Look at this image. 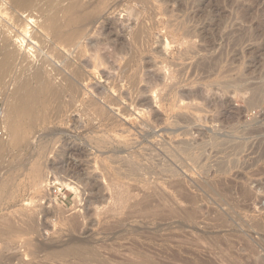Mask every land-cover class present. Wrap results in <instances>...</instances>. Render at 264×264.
<instances>
[{
  "label": "rangeland",
  "instance_id": "obj_1",
  "mask_svg": "<svg viewBox=\"0 0 264 264\" xmlns=\"http://www.w3.org/2000/svg\"><path fill=\"white\" fill-rule=\"evenodd\" d=\"M21 1L0 13V48L37 33L44 67L71 77L62 61L75 62L87 79L75 105L65 91L62 118L29 121L30 138L0 157V228L24 230L0 231L2 263L264 264V0H82L100 19L84 43L99 58L81 62L29 20L36 0ZM68 247L94 259L56 255Z\"/></svg>",
  "mask_w": 264,
  "mask_h": 264
},
{
  "label": "bare ground",
  "instance_id": "obj_2",
  "mask_svg": "<svg viewBox=\"0 0 264 264\" xmlns=\"http://www.w3.org/2000/svg\"><path fill=\"white\" fill-rule=\"evenodd\" d=\"M21 0H0V13H4L6 12L8 9V3L10 2V4L12 2H14L15 6H17V8L19 9H24L26 6L24 3L21 4L20 2ZM24 1V0H23ZM29 1V0H28ZM86 1V0H84ZM104 1V0H103ZM140 1V0H138ZM34 2L35 1H31ZM40 2V3H39ZM101 2V1H100ZM27 4V1L25 2ZM29 3V2H28ZM89 3V2H88ZM103 3V2H102ZM141 3V2H139ZM144 3L146 4V2L144 1ZM32 6V3H30ZM28 4V5H30ZM90 4V3H89ZM116 4V2H115ZM13 5V6H14ZM91 5V4H90ZM93 5V4H92ZM91 5V6H92ZM102 5V4H101ZM112 5V4H111ZM147 5V4H146ZM10 6V5H9ZM30 6V7H31ZM34 6V5H33ZM94 6V5H93ZM92 6V9H93ZM110 6V5H109ZM113 6V5H112ZM111 6V7H112ZM12 8V6H10ZM90 7V6H89ZM87 9H90V8ZM97 7V6H96ZM110 7V9H111ZM27 8V7H26ZM35 10H37V12L40 14L39 16L42 18H45L46 23L44 24V21L41 23V21L39 20V16H32V15H28L29 20H31L32 24L34 25H38V23L41 25L42 27V31H46L49 33V35L51 36V39L53 42V45L55 48V50L57 48L60 47H69L70 50L72 48H75V53H76V59H78V62L82 61L83 59L85 60V58L88 59H92L97 61L99 56H97L96 54H93L92 52L97 50V48H94L95 50H93L92 44L91 46V51L90 52V47L88 44L89 49H87L88 47L85 48V41L87 40V38L89 37L90 34V30L92 27H94V25L99 21L97 18V13L95 14H88L86 12V7L85 5L82 3V0H36V5L34 6ZM95 9V8H94ZM100 9V8H99ZM109 9V7H108ZM10 10V9H9ZM27 10V9H25ZM30 12L33 11L31 9H29ZM34 10V11H35ZM96 10V9H95ZM97 11V10H96ZM94 11V12H96ZM154 11V10H153ZM10 12V11H9ZM14 12V10H13ZM12 12V13H13ZM21 12V10H20ZM25 12V11H24ZM27 12V11H26ZM106 12V11H105ZM8 13V12H7ZM11 13V12H10ZM16 13V12H14ZM35 13V12H34ZM93 13V12H92ZM102 13L104 14V12L102 11ZM9 14V13H8ZM21 14V13H20ZM24 14V13H23ZM29 14V11H28ZM31 14H33V12H31ZM34 15V14H33ZM37 15V14H36ZM99 15V14H98ZM101 15V14H100ZM106 15V14H105ZM18 16V20L19 19V15ZM16 16V17H17ZM24 16V15H23ZM23 16L21 17V19L23 18ZM32 16V17H30ZM27 18V16H26ZM25 18V19H26ZM27 18V20H28ZM40 18V19H41ZM17 20V19H16ZM17 20V22H18ZM44 20V19H42ZM21 21V20H20ZM26 21V20H25ZM29 23V22H28ZM143 23V22H141ZM139 23V25L141 24ZM31 25V24H30ZM143 25V24H142ZM39 26V25H38ZM141 26V25H140ZM139 26V27H140ZM39 27V28H41ZM105 27V26H104ZM110 27V26H109ZM138 29H143V28H139ZM142 27V26H141ZM28 28V27H27ZM34 28V27H33ZM95 29V27H94ZM145 29V28H144ZM1 30V29H0ZM111 30V29H110ZM110 30L107 34H110ZM137 30V29H136ZM34 31V30H33ZM112 31V30H111ZM142 32V30H139V32ZM98 32V31H97ZM106 32V30H105ZM113 32V31H112ZM149 32V31H148ZM45 33V32H44ZM92 33V32H91ZM136 33V32H135ZM138 33V31H137ZM143 33V32H142ZM145 35L146 32L144 31ZM5 34V33H3ZM98 34V33H97ZM100 34V33H99ZM103 34V33H102ZM101 34V35H102ZM106 34V33H105ZM150 34V33H149ZM112 35V34H111ZM138 35V34H137ZM151 35V34H150ZM0 36H2L0 34ZM5 36V38H4ZM3 36L2 39H4V42L2 44H4L2 47V51H0V86L1 84L4 82L3 80L5 78H10L9 80V86L12 88L11 92H9L8 96H2L1 92L0 95L3 97V107L1 109V114H0V126L4 127L5 131H6V137L2 140H0V157L3 156V154L5 153L9 143H11V141H22L21 139L26 140L27 137V131L26 127L29 124V121L31 122H47L50 117V113L49 115L46 114V112L51 109L54 108L53 110L56 111V113L58 112L59 115L57 114V116H59L60 118H62L64 116V105H65V91L68 92L69 97H70V101L68 100V104L71 103V105H75L77 102L80 101V97H81V82H85V74L83 72V70L76 66L74 63H66L63 60V56H60L59 59L63 60L62 64L64 62L65 66H67L68 71L71 72V77H65L63 74H61V72H59L53 65L52 63L49 64L48 63V67H44V63L43 62L44 57L42 59V55L38 54L36 55V52L34 51V46H36L37 44H41L42 43V47H46L43 46V44H45L43 37H41L39 34L34 33L32 38V41L30 42H25V41H21L20 44H17V41L11 42L10 38L6 37V34ZM48 36V37H50ZM100 36V35H99ZM109 36V35H108ZM140 36V35H138ZM148 36V35H146ZM145 36V37H146ZM112 37V36H111ZM141 37V36H140ZM143 36V38H145ZM136 38L138 39L139 37L136 36ZM148 38V37H147ZM112 38H109V40ZM115 39V38H114ZM118 39V38H117ZM135 39V38H134ZM136 39V40H137ZM146 39V38H145ZM102 40V38H101ZM139 40V39H138ZM141 40V39H140ZM106 41V40H105ZM111 41V40H110ZM10 42V43H8ZM48 42V41H47ZM136 42V41H135ZM139 42V41H138ZM146 42V41H145ZM50 43V42H49ZM104 43V42H103ZM114 43V41H113ZM47 45H49L48 43H46ZM102 44V42L100 43V45ZM105 44V43H104ZM108 44V43H107ZM110 46L111 43L109 42ZM138 44V43H136ZM140 44V43H139ZM145 44V43H144ZM99 45V44H98ZM96 45V46H98ZM142 45V44H141ZM2 46V45H1ZM105 46V45H104ZM51 47V45H50ZM49 46L47 47V50H44L46 52H48V49L50 48ZM53 47V46H52ZM53 47V48H54ZM143 47V46H142ZM146 47V46H145ZM99 48V47H98ZM51 49V48H50ZM113 49V48H112ZM116 49V48H115ZM114 49V50H115ZM100 50V49H99ZM53 51V50H52ZM78 51V52H76ZM113 51V50H112ZM143 51V50H142ZM43 52V50L41 51ZM134 52V51H133ZM61 53V52H60ZM92 53V54H90ZM96 53V52H94ZM100 53V52H99ZM114 53V52H113ZM62 54V53H61ZM139 54V53H138ZM56 55V54H55ZM72 55V54H71ZM137 55V54H135ZM46 56V55H45ZM88 56V57H87ZM135 58V57H134ZM48 59V57L46 58V60ZM74 59V60H76ZM87 59V60H88ZM129 60V59H128ZM47 62H49V60H47ZM128 62V61H127ZM131 61L129 60V62L127 64H129ZM99 63V62H98ZM104 63V62H103ZM47 64V63H46ZM86 64V63H84ZM90 64V63H89ZM55 65V64H54ZM130 65V64H129ZM88 66V65H87ZM136 67V66H134ZM60 70V69H59ZM87 77V76H86ZM16 80L18 81V84L16 82ZM6 81V80H5ZM15 81L17 85H14L15 83L13 82ZM87 81V80H86ZM140 81V79H139ZM138 81V82H139ZM136 82V80H135ZM134 84V83H133ZM136 84V83H135ZM134 84V85H135ZM152 85V84H151ZM129 86V85H128ZM154 86V84L152 85ZM159 86H155L154 89L158 88ZM6 88V87H5ZM151 88V87H150ZM153 88V87H152ZM138 89V87H137ZM3 90V89H2ZM144 91V90H143ZM151 91V90H150ZM161 91V90H160ZM103 92V91H102ZM145 92V91H144ZM148 92V91H147ZM153 92V90H152ZM138 93V92H137ZM140 93V92H139ZM161 93V92H160ZM117 94V93H116ZM135 94V93H134ZM158 94H156L157 97ZM160 95V94H159ZM258 95V94H257ZM256 95V96H257ZM261 95V94H260ZM68 96V95H67ZM134 96V95H133ZM136 96V95H135ZM68 97V99H69ZM115 97V96H114ZM117 97V95H116ZM260 97V96H259ZM108 101V103L112 106L115 105V99H111L109 97H105ZM261 98V97H260ZM136 99H138V97H136ZM255 99H258V97H255ZM254 98L251 100L254 103ZM58 101V104L56 105ZM126 101V99H125ZM258 101V100H257ZM97 102V101H96ZM95 101L91 100L89 102H85L84 105L86 108H93V109H97V113L98 116H102L105 114L104 110L102 108L98 107V104ZM100 102V101H99ZM135 102V100H134ZM142 102V101H141ZM138 103V102H137ZM144 104V103H142ZM56 105V106H55ZM118 105V104H117ZM144 106V105H143ZM148 106V103H147ZM69 107V106H68ZM146 107V106H145ZM70 108V107H69ZM80 108V107H79ZM118 108V107H117ZM127 108V107H126ZM125 108V109H126ZM148 108V107H147ZM146 108V109H147ZM72 109V107H71ZM109 109V108H108ZM110 110V109H109ZM124 110V109H123ZM121 110V111H123ZM130 110V109H129ZM137 110V109H136ZM144 110V109H143ZM53 111V112H54ZM111 111V110H110ZM119 111V110H118ZM134 111V110H133ZM149 111V110H148ZM51 112V111H50ZM120 112V111H119ZM139 112V111H138ZM152 112V111H151ZM125 113H127V111L125 110ZM146 113V112H145ZM150 113V112H149ZM120 114V113H119ZM122 114V113H121ZM149 115V114H148ZM151 115V114H150ZM55 116V115H54ZM99 116V117H100ZM125 116V115H124ZM127 116V115H126ZM130 116V115H129ZM136 116V114H135ZM154 116V115H153ZM58 117V118H59ZM90 117V116H89ZM141 117V116H140ZM160 117V115H159ZM158 117V118H159ZM59 118V120H60ZM102 120V119H101ZM127 120V119H126ZM129 120V118H128ZM62 121V120H61ZM112 121V120H111ZM30 122V123H31ZM49 122V121H48ZM109 122V121H108ZM128 122V121H127ZM33 123V124H34ZM41 124V123H39ZM145 124V123H144ZM32 127V123L30 125ZM121 126V125H120ZM30 127V128H31ZM28 128V127H27ZM121 131V130H120ZM124 132V131H122ZM30 133V131H29ZM32 133V130H31ZM120 133V132H119ZM125 134V133H124ZM26 135V137H24ZM29 135V134H28ZM106 135V134H105ZM108 135V134H107ZM109 136V135H108ZM36 137V136H35ZM110 137V136H109ZM113 137V136H112ZM30 138V137H29ZM34 138V137H32ZM31 138V139H32ZM30 140V139H29ZM27 141V140H26ZM35 141V140H34ZM17 142V143H18ZM23 144V143H22ZM25 144V143H24ZM28 144V143H27ZM25 144V145H27ZM34 144V143H33ZM28 145H32L30 142ZM10 147V145H9ZM27 147V146H26ZM30 147V146H29ZM33 147V145L31 146ZM6 148V149H5ZM44 148V147H43ZM35 149V148H34ZM192 148H190L191 150ZM31 150V148L29 149ZM8 151V150H7ZM187 152H190L188 150H186ZM193 153V152H192ZM37 155V153H36ZM14 177V176H13ZM18 179V178H17ZM56 179V178H55ZM10 180V179H9ZM12 180V179H11ZM10 180V181H11ZM14 180V179H13ZM12 180V182H13ZM6 181V180H5ZM9 182V181H8ZM11 185V184H10ZM66 186V188H68L69 190L77 193V195L81 194V190L78 189V187L76 186H72L71 184H64ZM5 186V185H4ZM78 186V185H77ZM9 187V186H8ZM15 187V186H14ZM96 187V186H95ZM7 188V187H6ZM12 187L10 186V189ZM80 188V186H79ZM9 189V188H7ZM2 190V189H1ZM4 193V191H2ZM9 191H7L8 193ZM83 192V191H82ZM10 194V193H9ZM8 194V195H9ZM84 194V193H83ZM1 195V194H0ZM10 198V197H9ZM84 198V197H82ZM81 198V199H82ZM1 200V199H0ZM137 206V205H136ZM246 208V207H245ZM8 220V219H7ZM2 220H0L1 222ZM12 221H6V222H2V226L0 228V231L2 233V231L6 232V234L8 235H14L15 232H18L19 230L22 231L23 229H20L19 227H17L15 224L11 223ZM20 222V221H19ZM26 227H29L31 230L34 229L33 223L32 221L29 222L28 225H26ZM29 230V229H28ZM24 232V230H23ZM30 232V231H29ZM35 233V231H33ZM4 234V233H3ZM0 234V235H3ZM17 235V234H16ZM32 235V234H31ZM30 236V235H29ZM4 238V236H3ZM22 238V237H21ZM20 239V238H19ZM23 240V239H22ZM16 241V239H15ZM25 243V241L23 242ZM74 245V244H73ZM77 245V244H76ZM7 246V245H6ZM11 246V245H10ZM24 246V245H23ZM80 246V245H79ZM85 246V245H84ZM66 247V246H65ZM6 248V247H5ZM18 248V246H17ZM64 248V247H63ZM10 249V248H9ZM14 249V248H13ZM90 249V248H89ZM94 249V248H93ZM3 250V249H2ZM1 250V251H2ZM15 250V249H14ZM6 252V250H4ZM13 251V250H12ZM92 251V249H91ZM90 250L83 248V247H68L66 249H61L57 252V256L60 257L61 259H66V258H70V257H77L80 258V260H82V262L84 263H88V262H92V260L94 259V254L91 252ZM4 252V253H5ZM9 252H11V250H9ZM96 252V251H95ZM13 253H16V251H14ZM98 253V252H97ZM11 255V254H10ZM50 255V254H49ZM55 255V256H56ZM1 256V255H0ZM14 256V258L16 259L17 255H11ZM19 256V255H18ZM22 256V255H20ZM54 256V257H55ZM4 257V256H3ZM3 257H0V264L2 263V259ZM8 257V255H7ZM99 257V256H98ZM12 258V257H11ZM12 258V260L14 259ZM20 258V257H19ZM6 259V257H5ZM14 259V260H15ZM73 259V258H72ZM13 260V261H14ZM74 260V259H73ZM9 261V258H8ZM96 261V260H95ZM11 262V259H10ZM90 262V263H91ZM99 263V261H97ZM144 264H147L148 261L146 259H144L142 261ZM96 263V262H95ZM96 263V264H98ZM150 263V262H149ZM7 264V263H6ZM9 264V263H8ZM103 264V263H102ZM142 264V263H140Z\"/></svg>",
  "mask_w": 264,
  "mask_h": 264
},
{
  "label": "built area",
  "instance_id": "obj_3",
  "mask_svg": "<svg viewBox=\"0 0 264 264\" xmlns=\"http://www.w3.org/2000/svg\"><path fill=\"white\" fill-rule=\"evenodd\" d=\"M0 114H1V108H0ZM6 137V131L4 127L0 126V140L4 139Z\"/></svg>",
  "mask_w": 264,
  "mask_h": 264
},
{
  "label": "water",
  "instance_id": "obj_4",
  "mask_svg": "<svg viewBox=\"0 0 264 264\" xmlns=\"http://www.w3.org/2000/svg\"><path fill=\"white\" fill-rule=\"evenodd\" d=\"M3 96H5V95H3Z\"/></svg>",
  "mask_w": 264,
  "mask_h": 264
}]
</instances>
